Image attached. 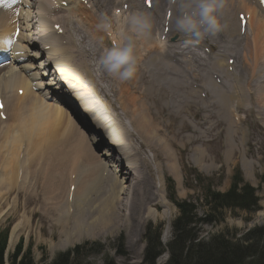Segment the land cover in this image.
<instances>
[{
    "label": "bare ground",
    "instance_id": "1",
    "mask_svg": "<svg viewBox=\"0 0 264 264\" xmlns=\"http://www.w3.org/2000/svg\"><path fill=\"white\" fill-rule=\"evenodd\" d=\"M25 1L27 7H29L28 3L30 0ZM76 1L77 0H55V3H53L47 0H35L33 2V6H36L37 8V16L43 27V34L39 33L41 41L32 40V38H30V36L25 33V30L30 31L29 26L33 22V16L31 13H29L28 9L25 10L23 13L24 16L22 17H15L13 15L16 9L15 2H11V5H7L0 9V45L3 47L6 46L7 42L11 40L16 27H19L20 30L17 35L15 50L23 51V53L12 56V59L17 60L19 56L25 57V60L19 63L18 68H13L12 65L7 64L0 67V92L2 90H10L12 99L16 104L14 106L10 105L7 107V112L9 113L11 119L8 122L9 124L6 123L8 125L6 131L4 130L5 134L3 135V140L10 144L9 150L12 151L11 155L7 158L12 160H10L11 163H13V159H15V162L18 157L20 159V153L23 157H28V154H31L36 155L37 157L42 156L47 158V156H54L53 158H57L59 155L57 149L62 143H64L69 148V150H71L72 154L70 153V156L74 154L73 157H68L71 158V162L67 166V171L71 166L73 169L72 174L76 175L77 180L75 181V185L77 186H75L74 190H72V195L70 198H68V200L70 201L69 205L75 207L74 212L78 218V221L74 223L71 233L66 236L67 241L71 240V238L74 240L79 238L80 235H84L86 231L84 230L85 233L81 232L82 227L103 231L115 230L114 220L115 218L123 219V217H119V212H122V216L125 215L127 210L126 208H123V205L129 203V201V217L135 219L136 224L143 223L146 218H154V210L152 211L150 209L151 205L155 203V181L152 171L155 169L158 172V159L160 157L161 160L166 162L169 169L171 167L172 169L175 167V173L171 172L172 174H170L169 172L171 170L168 171L170 176L175 177L177 169L176 165H172L174 164L172 162L174 161L175 157L174 152L177 153V148L174 147L175 151L173 152V148H171V142L177 140L176 136L186 139L187 142L185 144H202L206 142V144L212 148L216 142L213 130L220 121L226 122L229 126V129L233 131L230 117L225 116L227 112L228 114L230 113L229 104H231L232 113L234 108L237 110L239 107H241L242 97H244V104H247V111L252 112L253 108L262 110L260 108V104L254 106L253 102H251V105L248 102H250V100L253 98L258 100V98L262 97V93L264 92L263 85V88L261 89L262 92H260L258 96L253 97V93L250 90L251 85L250 87L248 86L249 90L248 88H245V85L240 78V74L238 73L239 76H237V82H232V90L229 93L228 86L230 83L228 84L227 82L224 84L223 82L222 85H218L211 78L209 81L212 80V83L208 81V77H211L212 74L215 73L214 70V72H212V69L207 70L205 67L196 68V66L205 65L204 62H210L213 58L212 54L209 55V53H205V51H203V49H205L208 45L211 47L213 46L210 43L212 40H219L221 49L225 50L223 48H225L226 45L224 44L223 39L220 37L214 39V36H220L222 34L229 35V42H232L231 36L234 31L237 32L236 35L234 34L236 36H234V40L236 39L234 44L236 48L233 53L234 55L241 54V56L246 57L247 55L245 52H243L245 49L242 47V43H247V45L252 46L253 49L255 48V52L252 50V56H250L251 53H249V57L246 59H252L255 63L259 61V58L260 60L264 59V9L260 7L257 0H238L237 2L240 4V7H238L237 11L236 8L230 7V4L236 0H223V7L217 11V14L215 13L218 18V22H220L223 26L219 23L221 26L220 31L214 36H206L198 44L193 41L191 35L189 36V34H184V36H182V32L176 31L177 27L173 28L174 34H177L176 36L178 37L176 41L169 40V38L174 34H172V32L171 35L168 32L167 36L169 38L166 39V42L175 43L184 41L187 43L184 45V47L179 45L181 51H178V53L185 52L190 60V63L182 62V56L184 53L173 58L174 55H172L169 51H164L166 50L164 47L161 48L156 46V48L158 47V49H160L157 55L165 56L164 58H160L161 60L157 58L156 55L151 56L150 54V52H152L150 43L154 41L152 36L156 35L154 34L155 31H158L159 29L161 31L164 29L166 22L164 16L168 10L172 11L167 23L169 31L170 25H175L173 19L177 17L178 11L176 8L174 9L176 4H172L170 2L171 0H152V4L149 8L145 7L144 5L141 6V0H139V5L144 9L138 7L139 5L136 3L137 0H97L93 3L92 8L89 9V15L93 20L92 22H88L89 20L85 18L77 19L78 15L75 14ZM62 2H65L68 6H71L73 11L71 14L72 16L55 17L53 15V13H56L58 10L61 11L62 9H65L61 6ZM122 2L125 3L121 5ZM142 2L144 3V0H142ZM106 3L111 5V10L118 6L122 8L125 4H128L129 8L127 11L129 13L141 11L147 13L149 16L156 17V19L154 18L152 21V28L148 33L136 35L130 31V33L125 34L127 38H132L135 44V54L138 56V68L134 77L130 79L129 82H131V85L134 88H139V93L141 90V102L143 100L142 105L146 106L144 111H141V109L136 113L137 115L142 114V117L133 115L132 118L129 119V127L125 126L121 119L122 116L118 112L124 111L123 113L130 115L134 112V107L130 105L123 109L120 106V99H117L116 102L118 103H115V106L118 104V106H116L118 110L117 111L113 106L112 98L107 97V93L113 91L115 88H109V90L106 89V87L103 88V86H100V83H96L97 80L100 81L99 78H102L107 74L100 67L99 61L101 60L104 50L102 51L100 48V43L99 47L96 46L99 39L98 36L100 35L99 40H101L107 49H111L110 44L112 45L113 42L116 43L117 46H123L125 43H127H120V34L118 40H116V37H114L112 33L107 34L106 31L99 28L96 24H100L103 19L107 18L111 21L112 27H118L121 30L119 26V24H121V26L124 28L130 29L127 23L128 18L120 21L118 17L113 15L112 19L110 16L111 14L108 15L107 12L109 9L107 10ZM114 3H116L118 6H112ZM163 9L165 10L164 16H162ZM240 9H243L241 11H243L245 16L248 15L243 36L241 35L243 33L241 32L240 20L238 21V14L242 13ZM22 10H24V8H22ZM58 23H60L64 28L63 36L58 34V31L54 29V26ZM189 41H191L192 44L193 42L195 43L193 45L194 47H191L190 44H188ZM36 43H40L42 51H45L47 56L43 62H37V64L33 59L41 55L42 51L33 52L32 50H29V48L36 46ZM160 43L159 45H162ZM45 46H48V49H45ZM186 47L195 50V52H201L202 54H192V50L189 52ZM190 54L192 55L190 56ZM93 55H97L99 56L98 58H100L99 61H97L98 59L96 60L99 63L98 65H96L97 63L95 64V66H97L95 73L91 69V67L94 65H89L90 61L88 62V60L91 59ZM199 56L202 58L201 63ZM93 57L96 58L95 56ZM191 57H198L199 60H197L198 58L191 60ZM229 58L230 56L227 57L226 60ZM262 62L264 61L262 60ZM51 63L54 65V70L53 73L50 74V80L47 81L46 75H48V73L46 74L45 69H47ZM262 64L263 63L260 65ZM207 65L211 68L215 66L209 63H207L206 66ZM218 66L222 67V64H217V69H221V67L218 68ZM253 69H251V71ZM83 77L87 78V80L89 79L87 84L90 85V87L85 91L82 89V86H84L85 82L82 79ZM262 77L264 78V73H262ZM111 78L117 77H110V79ZM235 79H233V81ZM34 80H37V82L35 83ZM117 80L118 79H115V81ZM118 81H120L121 89L125 86L126 88L131 89V86H129L126 81H121L120 79ZM94 84H96V93L98 96L92 89ZM62 85L67 87L65 92L62 91V89L65 87ZM115 85L116 84H114V86ZM224 86H227V88ZM223 87L227 89L226 91H228V93L225 95L222 94ZM19 89H21V95H18ZM196 93L200 95L205 94L207 97H203V99L201 98L202 100H200V97L198 98ZM6 94L7 93L4 95L1 94L3 99ZM247 96L250 98H246L248 101L245 99ZM48 98H52V100H48ZM228 98H230L229 101ZM144 99H146V103L144 102ZM101 100L104 102V104L107 103V108L104 109V104L102 105ZM203 102H213L215 105H217L218 109H220L212 111L211 113L214 115V117L210 120L211 129H208L210 134L206 140H204V136L201 134L202 131L200 132L199 130L201 128V123L199 121L191 124L187 122L188 120L186 121V119L182 118L183 115L186 116L196 112L201 107ZM202 106L205 105L203 104ZM227 106H229V108L226 109ZM76 108L80 109V111L88 113L87 115H92L95 117L93 119H89L88 122L95 125V128L97 127L98 132L88 129V133V131H86L83 126L82 128L80 127V121H78V112ZM22 110L29 113V116L24 121L26 124H23L21 121L20 111ZM105 110L106 113L104 112ZM2 111L5 115H7L4 108ZM87 111L91 112L89 113ZM96 111L98 112V116L95 113ZM110 118L112 121L107 125V120ZM173 118L175 119V122H170L173 120ZM117 123H120L122 127H118ZM0 124L5 123L0 122ZM14 125L15 127H13ZM21 125L26 126V136L23 137L26 145H22V147L21 144L23 140L21 137H19V134L14 139V136L18 131L17 127H20ZM108 132L111 138L116 137V139L114 138L116 141L112 139L114 144L110 142V140H106V135H108ZM184 132H188V134L185 135L183 134ZM53 134H55V136L52 140H50ZM75 137L76 141L65 143L73 141ZM199 138L201 139L198 140ZM82 139L83 142L87 143L88 151H86L83 146L78 144V142H80ZM106 142L108 144L107 147L103 149V151L97 153L99 154L97 157V155L94 154L93 148H101ZM127 146L130 147L129 152L122 151L126 150ZM117 147L121 149L120 153L118 154L119 156L116 154L118 153ZM184 147H182L179 152H182ZM74 149L76 151H74ZM82 150L83 154L80 152ZM125 153H129V156ZM60 155H62L63 158L68 156L65 152L61 153ZM83 155H86V157L91 156L88 157L91 159L90 163L83 164L84 167L87 166L85 172H88V167H90L92 174H95L99 171V174L97 175L99 183L103 178L109 181L108 183L103 184V186H101V182L100 186L94 192V198L91 199L88 197L87 193L94 189L95 186H85V183H77V181H79L78 175L80 172L78 168L80 165L77 163L79 162L78 160L83 157ZM209 157L210 156L208 155L207 158ZM66 158L67 157H65V159ZM134 158H137V163L141 165L142 170L138 176L132 177L130 173L133 172L134 166L136 165V163L132 162ZM3 160L7 161V159ZM51 160L52 159L50 158V161ZM54 160L56 159H53V161ZM8 162L4 161L6 164ZM55 162L56 164L54 163L55 165L53 166L54 169H56L57 166V161ZM152 162L154 163V166L152 165ZM170 162L171 164H169ZM44 163H46L45 160ZM160 163L161 162H159V164ZM6 164L2 163V165H5L4 167L7 168L9 165L7 164L6 166ZM47 166L50 167V165ZM123 166L126 167L125 170H123ZM197 167L199 170H201L199 166ZM104 173L107 175H104ZM128 173L132 177V179H130V177L126 178L130 179L129 185L131 186L127 187L129 189H127L124 185L126 184L127 180L124 178L123 180L121 179L122 174L126 175ZM66 178L70 186L71 184L74 185V181L71 180V176ZM158 178H160V176ZM56 183L57 182L54 178H50L48 186H57ZM126 190L133 191L129 196L127 195V201L125 203L121 202L119 207L116 199L119 198L120 195L126 196ZM96 194H101L102 196L97 199ZM63 199H65V196ZM65 212L63 211V213ZM74 212L71 209L68 211V215H73ZM58 213L61 215V211ZM80 213H85V215H82L81 220H79L78 216ZM90 214L94 215L89 216ZM60 215L58 217H60ZM61 216H63V214ZM67 219L68 218H66V215L64 216L63 221L60 219V225L63 229L67 228ZM166 219L169 220L168 218ZM18 233L19 227L17 224H14L9 233L8 244L12 245L14 241H16ZM135 238V233L128 235L130 246L133 247V249ZM137 241L138 240H136V242ZM127 262L131 263L129 259Z\"/></svg>",
    "mask_w": 264,
    "mask_h": 264
},
{
    "label": "rangeland",
    "instance_id": "2",
    "mask_svg": "<svg viewBox=\"0 0 264 264\" xmlns=\"http://www.w3.org/2000/svg\"><path fill=\"white\" fill-rule=\"evenodd\" d=\"M237 1L238 0L233 1L230 4V7L236 8V11L238 10V7H240V4ZM124 3L122 2L121 5H123ZM136 3L137 5H139V0H137ZM114 5L118 6L115 3L113 4V6ZM140 5L138 7L144 9L143 7H141L142 5L141 6ZM176 6L174 7V9L178 8V6L177 7ZM106 8L107 10L108 9L111 10V5L106 3ZM78 9H80L78 10L79 13H82V14L87 13L86 7L84 4H80L78 6ZM241 10L243 9H240V11ZM164 12L165 11H162V14H164ZM32 14L34 15V12H32ZM67 14L70 15V13H63L62 15H67ZM116 14L118 15V18L121 21V20L128 18L133 13L132 12L129 13L127 10H121V8H117ZM154 18L156 19L155 16H150L151 21H153ZM32 23H34V26L32 27L30 34L33 37H36V39L38 40L39 35L35 33L36 32L35 28H38L41 22L40 20L34 18ZM119 26L121 30L118 27H111V28L114 30L113 35L114 37H116V40H118L119 34H120V43L124 44L128 40L125 34L130 33L131 30L128 28H124L123 26H121V24H119ZM174 27H176V24L170 25L169 34L173 32ZM163 30L160 31L159 29L158 31H155L154 34L156 35L152 36L154 41L150 43V47L152 48L151 49L152 52H150L151 56L156 55L157 58L159 59L164 58L165 56L163 55L162 56L157 55L160 50L158 49V47H161V48L164 47L166 49L164 51H167V52L169 51L171 52L172 55H174L173 58L184 53V55L182 56V60H183L182 62L190 63V60L187 57V54H185V52L178 53V51H181V49L179 48V45L184 47V45L187 43L184 41L182 42L179 41L175 43L166 42V40L162 38ZM176 31L178 30L176 29ZM236 33L237 32L234 31V33L231 36L232 42H229L230 41L229 35H225V34H222L220 36L212 35L215 37L214 39L218 37L223 39L224 44L226 45V47L223 48L225 50L221 49V44L219 40H212L210 43L214 47H211L210 49H212V51L216 50L215 53L212 54L213 58L211 59L210 62H204L205 65L196 66V68L205 67V69L207 70L212 69V72L215 71V73H217V75L221 77L224 84L227 82L228 84L229 83L231 84V85L229 84L228 86L229 93L232 90L231 88L232 84L235 83V81L237 82V79H238L237 76H239L240 74V78L243 81L245 88H248V86L250 87L251 85L250 90L253 93V97H256L260 94V92H262L261 89L263 88V85H264L263 83L264 78L262 77V73H264V62H262V60L264 61V59L260 60L259 58L258 59L259 61L256 60L258 63V66H257V63H255L252 59L250 60L246 59L249 57V53H251L250 56H252V50L253 52H255L254 50L255 48L253 49L252 46L247 45V43H242V47L245 49V51L243 52L246 53L247 55L246 57L241 56V54L234 55L233 53H234V50L236 49L234 46L236 39L234 40V38L236 37L235 36ZM172 34H174V32ZM241 35L243 36L244 33ZM99 36L98 38L100 39ZM182 36H184V33H182ZM173 37L174 36H171V38ZM167 38L169 37L166 36V39ZM99 39H98L96 46L99 47V43H100V46H101L100 48L102 49V51L104 50L105 52L108 49ZM159 43L162 45H159ZM163 44H170V45H163ZM188 44L191 45L190 42ZM156 46L158 47L156 48ZM186 48L189 52L192 50V54H196V53L202 54L201 52H197V51L195 52V50L190 49L188 47ZM192 54H190V56ZM231 55L237 56V57L234 63L233 72L229 73V71L226 70V67L223 65H224V62H226V58ZM93 56H95L96 58H94ZM93 56H92L93 58L91 57V59H89L88 62L90 61L89 65L91 64L92 66L94 65L93 67H91V69L95 73L97 69V66H95V64L97 63L96 65H98V63L100 62L99 61L100 58H98L99 56L97 55H93ZM194 58L191 57V60ZM199 58L201 60L200 61L201 63L202 58L200 56ZM199 58L197 60H199ZM96 60L99 62H97ZM216 62L218 65L222 64V67L218 66V68L221 67V69L220 68L217 69ZM260 62L263 64L260 65L261 64ZM207 63L211 65H215V64L216 65L213 66V68H211L208 65L206 66ZM252 67L253 68L255 67V68L253 69ZM137 68H138V65H137ZM251 69L253 70L251 71ZM50 70L52 69L50 68ZM256 74H259L260 76ZM110 77H115V76L109 75L107 73L106 76L99 78L101 82L97 80L96 83L97 84L100 83L99 85L103 86V88L106 87V89L115 88L113 91H110L107 93L108 94L107 97L112 98L113 106L115 108L116 106H118V104H116L115 106V103H118L116 102L117 99L118 100L120 99L119 100L120 106L123 109L130 105L134 107V112L130 115L123 113L124 111L118 112L122 116L121 119L124 122L125 126L129 127V119L132 118L133 115L141 116V117L143 116L142 114H139V115L136 114L141 109H142L141 111H144L145 110L144 108L146 107L142 105L143 100L141 102L142 92L140 90V93H139V90H138L139 88L138 89L134 88L131 85V82H129V80H126V82L129 84V86H131V89L126 88V86L122 87L121 89L120 81H118L119 79L118 78L110 79ZM82 79L85 81L84 86H82V89L85 91L86 89L90 87V85L87 84L89 79L87 80V78L85 77H83ZM105 79H107L108 81ZM115 79H118V80L115 81ZM209 79L210 77H208V81ZM233 79L235 80L233 81ZM209 82L212 83V80H210ZM114 84L116 85L114 86ZM132 87H133V90H132ZM224 87L222 88V92H223L222 94L225 95L228 93V91H226L227 89H225L227 88V86L225 88ZM9 89H12V88H9ZM92 89L97 95L96 84H94ZM0 93L2 95L7 93L3 99L4 110H5V113L7 114V120H0V122L5 123L7 121L9 122L11 119L9 113L7 112V107L10 105L14 106L16 104L14 103L12 99L10 90H2ZM263 93H262V97L258 98V100H255V98H253L252 100H250V102H248L250 103V105H251V102H253L254 106L260 104V108L262 109V110H259L257 108H253L252 112L251 111L249 112L246 110L247 104L246 103L244 104L245 100H244V97H242L241 107H239L236 110L239 124H237L238 121L235 123V120L231 113V104H229L230 113L228 114L227 112L225 116L230 117L233 131L229 129V126L227 125L226 122L220 121L219 124L213 130V134H214L216 142L212 148H210L209 145L206 144V142L202 144L200 143L185 144L187 142L186 139L184 138L182 139L176 136L177 140L174 142H171V146H172L171 148H173L172 149L173 152L175 151L174 147L177 148V153L174 152L175 157H174V161L172 162L174 163L172 165H176V169H177L175 177H172L168 174L169 170H171L169 172L170 174L175 173V170H174L175 167L173 169L172 167L169 169L167 167L166 162L161 160L160 157L158 159V172L155 169H153L152 171L156 187L154 186L155 203L151 205L150 209L152 211L154 210L153 211L155 213L154 218L149 217V218H146L145 221H143V223L136 224L135 219L129 217V213H128L129 206H130V201H129V203H126L125 205H123V208H126L127 210L125 215L122 216V212H119V217H123V219L115 218L114 220L115 230L103 231V230H96V229H91V228L87 229V228L82 227L81 232L85 233L86 231L87 234L85 233L84 235H80L79 238L74 239V240L71 238V240H69L70 242L66 240V236L69 233H71L74 223L78 221V218L76 217L75 212H74L75 207L70 206L69 205L70 201L68 200V198L71 197L73 191H70V187H68L70 186V184H68V180L66 177L71 176V180L74 181V187L77 186L75 185L76 184L75 181L77 180L76 175L72 174L73 172L72 167L70 166V169L67 171V166L71 162L70 161L71 158H68L70 156L71 150H69V148L64 143H62L60 147L57 149L59 152L58 157L55 156L57 158H53L54 156H49L52 159L51 161L48 156L47 158H45L42 156L37 157L36 155L28 154V157L24 156L23 158H20V159L18 157L19 161L17 159L15 162V159H13V163H11L10 162L11 159L7 158L12 153V151L9 150L10 144L6 142L5 140H3V135L5 134L7 125L4 127L0 125L1 126L0 128V132H1L0 134L1 136V139H0L1 141L0 142V228L6 227L9 225L10 230H11L14 224H17L19 227V233L16 237V241H14L12 245L8 244L7 255L12 252L14 245L17 243L18 239L22 237L23 244L25 247L31 244L30 253H31V259H32L33 264H48L52 260V258H54L56 254L66 252L74 248L75 246H79L81 248L79 250V256H78L79 258L77 259V261L81 264H125V263L146 264L145 263V248H146L147 240L145 239V233H148L149 229L151 233L155 232L153 230L156 229V232L159 233V240L163 245L169 244L171 241L174 240L173 237H174L175 231L172 229L173 228L172 223L178 215V209L169 200V191L166 186V181L169 178L173 180L175 197L178 200H184V201L189 202L190 204H193L197 208V211H198L197 218L200 219L204 217V211L206 210V208L203 207L204 206L203 197H204V193L207 190V188H210L211 191H221V192L226 191L230 187L232 176L235 174L236 171L240 173L244 183H247L250 186V188L254 190L253 196L254 198H256V201L259 199V202H255V205H256V207H254L255 209L254 210L224 209L222 213H220V215L214 216L215 221L213 223L206 222V223L200 224V222H198V225H196L197 228L195 230H192L188 234L189 236L188 238H194V239L192 241L186 242L185 244L190 245L191 243L195 241L198 243H201V242L206 243L210 236H217V234L226 235L228 236V238L232 237L231 239L234 240V238L244 237L245 234H249L251 231L255 229L261 228L264 230V112H263L264 111V106H263L264 105V94ZM196 96L198 98L200 97V100H202L203 97H207L205 94L200 95L198 93H196ZM246 98L250 99L248 96L245 97V99ZM247 99L246 101H248ZM145 100L146 99H144V102L146 103ZM229 100L230 98H228V101ZM103 104L104 102L102 101V105ZM203 104L205 106H202ZM103 107L104 109L107 108V103H105ZM227 108H229V106H227L226 109ZM216 110H220V109H218L215 103L203 102L201 104V107L197 110L198 112L196 111L186 116L183 115L182 118L186 119V121L188 120L187 122L191 124H194L196 121H199L201 123V128L199 130L200 132L202 131L201 134L204 136V140H206L208 139L209 134H210V131H208V129H211L210 120L213 119L214 117V115L211 113L212 111H216ZM87 112L90 113L91 111H87ZM104 112L106 113V110ZM78 113L80 117L84 118L85 113H82L79 111ZM95 113L98 116V112L96 111ZM20 114H21L22 123L26 124L24 121L29 116V113L22 110L20 111ZM108 120H107V125L112 121V119L110 118ZM170 122H175V119L173 118V120H171ZM117 125L118 127H122L120 123H117ZM13 127H15V125ZM17 128L19 129V127ZM18 134H19V137H21L23 140L21 144V147H22L25 141H24L23 136L20 135L19 131H17V133L15 134L14 139L16 138ZM183 134L186 135L188 134V132H184ZM54 136L55 134L51 136L50 140H52ZM114 138L116 139V137L111 138V136L109 135V132H108V135H106V140H110V142H112V139L116 141ZM201 138H199L198 140H200ZM74 141H76V137L74 138L73 141L65 142V143H71ZM112 143L114 144V142ZM78 144L83 146L84 149L88 151L87 143L83 142V139L80 142H78ZM106 147H107V144L105 143L101 148H93L94 154L97 155L98 157L99 154L97 153L103 151V149H105ZM127 147H126V150H122V151L129 152L130 147L128 148ZM182 147H184V150L182 152H179V150L182 149ZM99 149L100 150L102 149V150L99 151ZM117 150H118V153L116 154L118 155L121 149L117 147ZM74 151L76 150L74 149ZM91 151H92V148H91ZM64 152L68 155V156H65L67 157L66 159L65 157L63 158V156L60 155L61 153H64ZM80 152H82L83 154V150ZM125 154H128L129 156V153H125ZM20 155L22 154L20 153ZM73 155L71 156L73 157ZM208 155L210 156L209 158H207ZM61 156H62V159H61ZM88 157H91V156H88ZM88 157H86V155H83V157L80 158V160H78L79 162L77 161L78 162L77 164L80 165L78 166L80 172L78 175L79 181H77V183L78 182L85 183V186H95L94 189H92L91 191H89V193H87L88 197L91 199V198H94V192L100 186V183L102 182L101 186H103V184H106L109 181L103 178L100 180V183H99L98 178H97L99 171L96 172L95 174H92L90 167H88V172H85V169L87 168V166L84 167L83 164L84 163L89 164L91 161V159H89ZM195 158H199V159H195ZM3 159H7V161ZM53 159H56V160L53 161ZM8 160L10 163L8 162ZM44 160L46 163H44ZM136 160L137 158H134L132 160L133 163H136V165L134 166L133 172L130 173L132 177L138 176L142 170L141 165L138 164L137 163L138 160L137 161ZM4 161L9 163V164L7 163L9 165L7 168L4 167L5 165H2V163L6 164L4 163ZM55 161H57L56 169L53 168V166L56 164ZM159 162L161 163L159 164ZM169 164H171V162ZM47 165H50L51 169ZM152 165L154 166L153 162H152ZM196 165L199 166L201 170H199ZM20 166L23 167L24 175H22V178H21L20 184L22 185L19 186L18 185L19 180L17 178V171H18V167ZM125 168L126 167L123 166V170H125ZM99 170H100V167H99ZM130 174L129 173L126 175L122 174L121 176L122 180L123 178L127 180L126 184H124L126 188L131 186L129 185L130 183L129 180L132 179ZM104 175H107V174H104ZM159 176L160 178H158ZM49 177L51 179L54 178L56 180L57 186H48L49 181H50ZM128 177H130V179H126ZM48 178H49V181H48ZM74 187L72 190H74ZM132 191L126 190V196L123 195L124 196L123 197L120 195L119 198L116 199V202H118L119 207H120L121 202L125 203L127 201V195L129 196L132 193ZM63 195L65 196V199H63L64 198ZM96 196H97V199H99L102 195L96 194ZM71 209L73 210L74 213L73 215L71 214L69 216L68 211ZM60 211H61V215L63 214V216H61L60 213H58ZM63 211L64 212L66 211V212L63 213ZM80 214H78L79 220H81L82 215H85V213H80ZM59 215L60 217H63V218L58 217ZM65 215H66V218H68L67 219L68 222H67V228L63 229L60 225L61 224L60 219L61 221H63ZM91 215H94V214H90L89 216ZM166 218H168L169 220H167ZM134 233L136 235V238L133 243L134 245V249H133V247L130 246L128 235L134 234ZM249 235L253 236V234L252 235L249 234ZM136 240L138 241L136 242ZM253 243L254 241H250V244H253ZM128 259L131 261V263L127 262ZM191 260L194 261L195 258H191ZM167 261H168V251L164 249V251L156 259L155 264H166ZM190 264L192 263L190 262Z\"/></svg>",
    "mask_w": 264,
    "mask_h": 264
},
{
    "label": "trees",
    "instance_id": "3",
    "mask_svg": "<svg viewBox=\"0 0 264 264\" xmlns=\"http://www.w3.org/2000/svg\"><path fill=\"white\" fill-rule=\"evenodd\" d=\"M169 191V199L178 209V215L172 223L174 240L163 245L159 240V233L148 231L145 233L147 240L145 248V263L155 264L156 259L164 251H168L166 264H264V230L261 228L245 234L244 237L228 238L223 234L210 236L206 243H185L194 238H188V234L195 230L198 222L213 223L215 215H220L224 209H251L256 207L253 193L247 183H244L239 172H235L229 189L225 192L211 191L210 188L204 193V217L197 218V208L184 200L175 197L174 183L170 178L166 181ZM251 206V207H250ZM208 207V208H207ZM216 213V214H215ZM8 227L0 228V264H6L4 252L6 249ZM151 235H150V233ZM250 241H254L250 244ZM79 246L58 253L48 264H81L79 258ZM195 258V260H191ZM187 260V261H186ZM9 264H33L30 246L22 251V241L16 245L15 250L7 258Z\"/></svg>",
    "mask_w": 264,
    "mask_h": 264
},
{
    "label": "clouds",
    "instance_id": "4",
    "mask_svg": "<svg viewBox=\"0 0 264 264\" xmlns=\"http://www.w3.org/2000/svg\"><path fill=\"white\" fill-rule=\"evenodd\" d=\"M178 6L176 27L178 32L190 34L195 43H199L208 35H215L221 29L216 12L223 7V0H173ZM131 32L143 35L152 28V21L147 13L137 11L127 20ZM104 31L112 27L111 21L105 18L98 25ZM138 58L135 44L131 37L123 46L106 50L100 60V67L109 75L121 81L130 80L137 70Z\"/></svg>",
    "mask_w": 264,
    "mask_h": 264
},
{
    "label": "snow or ice",
    "instance_id": "5",
    "mask_svg": "<svg viewBox=\"0 0 264 264\" xmlns=\"http://www.w3.org/2000/svg\"><path fill=\"white\" fill-rule=\"evenodd\" d=\"M0 107H3V105H2V104H0Z\"/></svg>",
    "mask_w": 264,
    "mask_h": 264
}]
</instances>
